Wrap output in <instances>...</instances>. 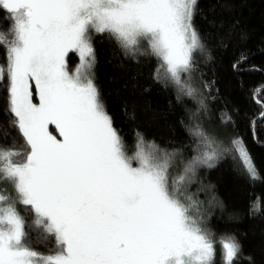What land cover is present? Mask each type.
Instances as JSON below:
<instances>
[{"label":"snow or ice","instance_id":"6c2138e0","mask_svg":"<svg viewBox=\"0 0 264 264\" xmlns=\"http://www.w3.org/2000/svg\"><path fill=\"white\" fill-rule=\"evenodd\" d=\"M198 2L0 0L10 19L7 33L0 32L7 59L0 81L7 77L11 126L27 145L26 153L0 148V181L14 193L0 194V264H213L216 241L187 186L197 167L213 166L216 141L194 123L189 132L197 155L181 160L178 172L179 153L146 143L139 133L129 154L92 71L70 75L66 66L73 51L83 67L94 69L92 36L105 35L125 55L154 58L156 78L162 72L196 100L195 56L205 50L193 23ZM32 81L39 103L33 102ZM202 111L200 99L192 119ZM230 150L257 179L242 137ZM18 204L32 211L33 227L55 241L53 251L27 246ZM252 211H259L258 203ZM219 243L224 264H233L241 246L234 237Z\"/></svg>","mask_w":264,"mask_h":264},{"label":"trees","instance_id":"16d2710c","mask_svg":"<svg viewBox=\"0 0 264 264\" xmlns=\"http://www.w3.org/2000/svg\"><path fill=\"white\" fill-rule=\"evenodd\" d=\"M193 23L205 46L195 56L191 81L199 89L196 100L165 81L162 72L158 80L154 58L125 55L105 35L92 36L96 58L92 78L129 154L139 133L146 143L179 153L178 172L181 160L188 163L197 155V141L189 132L194 123L216 141L218 157L213 166L197 167L187 186L204 217L203 226L216 241L213 264H224L221 237H234L241 246L233 264H264V0H199ZM9 26V15L0 9V32ZM6 63V51L0 46V65ZM200 99L206 111L193 120ZM8 108L5 76L0 81V148L26 153L23 137L11 126ZM221 117H230L231 122L222 123ZM236 137L243 138L255 165V180L230 150ZM0 191L4 194L12 187L0 181ZM257 203L259 211L254 212ZM17 209L25 221L27 246L44 254L53 251L55 241L33 227L32 211L22 205Z\"/></svg>","mask_w":264,"mask_h":264},{"label":"rangeland","instance_id":"374dc122","mask_svg":"<svg viewBox=\"0 0 264 264\" xmlns=\"http://www.w3.org/2000/svg\"><path fill=\"white\" fill-rule=\"evenodd\" d=\"M4 33H7V31L6 32H4ZM71 53H74L75 55H74V57L76 58V63L75 64H72L71 63V58H70V56H71ZM66 66H67V71L69 72V74L71 75V74H74L77 70H79L81 73H84V72H86V71H92L93 69H86L85 67H83L82 66V64H81V60H80V56H79V53H77V52H73V51H70L69 53H68V56L66 57ZM93 79V78H92ZM32 83V90H33V102L34 103H39V100H38V94H37V91H36V86H35V82L34 81H32L31 82ZM191 83H192V85H193V82L191 81ZM193 87L196 89V91H197V97H198V95H199V89H198V87H196L195 85H193ZM55 129V125H49V131L50 132H52V134L53 135H55V136H57V138L58 139H62V137H60L59 136V132H58V130H56L57 131V135L54 133V131H53V128ZM2 184V183H1ZM4 184H2V186H3ZM0 194H3L1 191H0ZM5 195H7V194H13L14 195V193H13V190L12 191H8V192H6V193H4ZM19 205V204H18ZM18 205H16V208L18 207ZM17 211H18V209H17ZM18 213H19V211H18ZM19 215L21 216V214L19 213ZM22 217V216H21Z\"/></svg>","mask_w":264,"mask_h":264}]
</instances>
